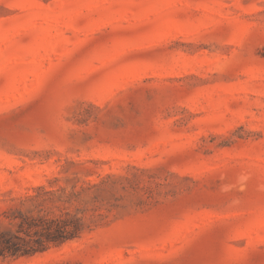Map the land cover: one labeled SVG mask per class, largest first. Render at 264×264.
Listing matches in <instances>:
<instances>
[{"label": "rangeland", "instance_id": "1", "mask_svg": "<svg viewBox=\"0 0 264 264\" xmlns=\"http://www.w3.org/2000/svg\"><path fill=\"white\" fill-rule=\"evenodd\" d=\"M27 216L82 230L0 264H264V0H0V232Z\"/></svg>", "mask_w": 264, "mask_h": 264}, {"label": "trees", "instance_id": "2", "mask_svg": "<svg viewBox=\"0 0 264 264\" xmlns=\"http://www.w3.org/2000/svg\"><path fill=\"white\" fill-rule=\"evenodd\" d=\"M36 220L27 216L18 222L15 232H0V255H30L46 248V243L63 242L76 237L82 230L79 217H74L70 222L65 218H39L40 223Z\"/></svg>", "mask_w": 264, "mask_h": 264}]
</instances>
